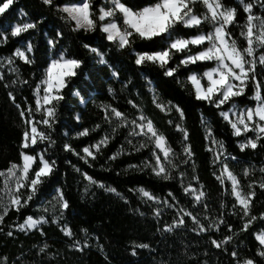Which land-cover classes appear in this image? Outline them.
<instances>
[{"label": "trees", "instance_id": "obj_1", "mask_svg": "<svg viewBox=\"0 0 264 264\" xmlns=\"http://www.w3.org/2000/svg\"><path fill=\"white\" fill-rule=\"evenodd\" d=\"M78 1L55 0V3L62 6ZM122 2L142 8L157 0ZM226 2L238 9V20L243 24L247 13L243 11L242 5L238 0ZM105 3L111 6V0H95L96 6ZM196 11L203 13L205 9L197 4ZM253 14L264 15V12L256 6ZM35 21H39L35 30L22 33L21 37L10 35L9 24L14 27L16 23ZM0 24L9 34L6 42H0V73L4 76L3 82H0V170L7 169L12 162L22 163L20 145L24 125L9 92L16 96L17 104L35 108V85L45 76L53 58L63 52L68 57L83 61L80 68L75 69V77L65 78L67 86L62 89L64 99L57 105L51 131L55 144L47 148V156L56 162L54 173L26 207L19 212L9 210L0 223V264H234L228 254L234 248L241 258L250 257L256 260V264H264V259L256 255L260 247L256 234L264 230V220L257 219L246 231H241L244 221L240 216L232 214L235 198L229 194L231 183L225 178L223 183L217 179L221 169L218 164H213L212 143L213 138L223 142L226 154L240 161L229 159L228 167L237 175L245 192L249 191V183L256 182L251 214L259 217L264 213V190L258 185L264 178V147L259 146L264 144V139L258 142L257 149L241 151L239 142L244 136H234L216 109L195 99L194 86L186 80L189 73L184 68H180L177 79H173L166 77L164 69L158 65L137 66L131 49L118 50L113 42L107 41L99 22L95 31H74L75 22L68 20L66 13L44 5L42 0H14L9 9L0 15ZM54 31L62 32L63 37L57 40L55 47H51L48 41L53 39ZM183 31L195 34L192 30ZM238 34L239 28H236L234 35ZM28 42L33 46L29 58L35 57L31 64L14 55L17 48L26 50ZM84 44L99 48L105 54L107 63H98L99 58L84 48ZM256 54L259 55V50ZM9 59L12 63H9ZM178 60L179 57L172 62L173 66ZM113 72L119 73V76H114ZM6 84L10 86L6 87ZM153 89L158 102L165 105L171 102L183 108V120L174 110L166 114L154 105ZM254 90V84L249 82L246 95L237 99L240 108L255 106ZM130 100L135 101L144 114L154 121L178 154L182 153V134L167 121L172 119L188 130L189 143L195 155L189 165L181 163L179 169H173L171 179L164 180L143 166L150 159V148L135 150L133 146H138L140 137L130 138L132 144L129 145L126 139L129 129L117 128V119L114 117L111 123L105 121L104 106L119 109L129 119L139 115L138 110L128 103ZM111 107L108 108L109 113ZM41 112H35L37 121L41 118ZM202 114L210 121L209 127L214 137L207 135L205 125L201 122ZM77 115L79 120L76 119ZM39 127L44 128L43 125ZM83 129H88V134L78 135ZM106 134L107 144L101 145L95 159L89 157L88 162L73 152L63 150L65 144H71L75 152L86 156L82 149L89 146L96 152L91 146ZM247 135L252 137L253 133ZM114 154L116 158L110 159ZM181 159L182 155L177 156L176 161L179 163ZM181 171L185 173L183 185L179 176ZM245 171L247 176L244 175ZM83 173L103 182L105 188L89 182ZM194 176L198 177V181L193 179ZM3 181L4 178L0 177V194H4ZM188 183L205 193L201 199L208 205L206 210L183 192L182 187ZM108 187L115 188L116 192L107 191ZM140 188L149 191L161 202L158 204L157 201L143 197ZM61 191L70 203V210L60 209L58 197ZM169 193L175 198L170 202L178 201V207L193 210L205 226L223 214L233 231L228 232L223 225L219 231L215 228L210 232L193 231L195 225L187 216L184 226L172 232L165 231L164 226L178 218L177 209H169L163 203L169 198ZM157 207L161 210L159 217L154 215ZM236 207L239 209L238 204ZM61 211L63 216L59 218ZM54 214L58 222H53ZM28 215L34 218L49 217V223L42 225L43 235L38 229L22 232L16 227L24 223ZM66 227L71 228L72 237L62 231ZM84 229H87V233ZM9 231L13 232L12 236L7 235ZM226 235L233 237L227 245V252L210 243V239L220 240ZM74 240L81 242L83 251L72 246ZM44 244L48 245L46 252L40 253L39 248ZM140 244H148L149 247L139 248ZM133 248H136V255H132Z\"/></svg>", "mask_w": 264, "mask_h": 264}, {"label": "snow or ice", "instance_id": "obj_2", "mask_svg": "<svg viewBox=\"0 0 264 264\" xmlns=\"http://www.w3.org/2000/svg\"><path fill=\"white\" fill-rule=\"evenodd\" d=\"M14 0H3L0 3V15H3L13 4ZM43 4L49 7L57 8L58 11L67 14V19L75 22L74 31L84 29L85 31H95L97 22L100 24V30L106 35L109 42H113L118 50L131 49L135 55V64L137 66L158 65L164 69V75L177 79L178 70L184 68L189 73L187 81L194 86V96L197 101L205 103L216 109L217 114L228 123L232 134L236 137L244 136L239 142L241 151L245 149L255 150L258 142L264 139V15H254L253 8L258 6L264 12V0H238L242 5L243 11L247 13L243 24L238 20V9L227 4L226 0H157L148 6L137 8V6L122 2V0H111V6L101 4L96 6L95 0H80L79 3L58 5L55 0H42ZM201 4L205 11L198 13L196 5ZM119 14V15H118ZM24 15H27L26 13ZM39 21L16 23L14 27L11 24L10 35L12 37H21L22 33L29 30H35ZM205 28H208L205 31ZM239 28V34L234 35V30ZM182 29L192 30L195 34L183 31ZM63 37L62 32L54 31L53 39L48 41L51 47H55L58 39ZM9 39L7 29L0 24V42H6ZM32 44L28 42L26 50L17 48L15 57L21 58L26 63H33L35 57L29 58L32 53ZM95 54L99 59L98 63L106 64L105 54L99 48L91 47L88 44L83 45ZM137 48L140 50L138 51ZM147 49V50H144ZM259 50V55L257 51ZM179 57L178 63H173ZM9 63L12 60L9 59ZM83 61L68 57L61 52L56 58L51 60L46 69L45 76L35 85V108L31 105L24 107L16 103V96L9 92V97L18 108L22 117L24 130L21 139V160L22 163L12 162L5 170H0V177L4 178V194H0V223L3 222L5 215L9 210L14 209L19 212L21 208L26 207L29 202L41 191L54 173L56 162L47 156V148L55 144L51 138V131L56 119V110L59 101L64 99L62 89L67 86L66 77L71 78L77 75L75 69L80 68ZM190 66H194L190 67ZM15 71V69H12ZM114 76L119 73L113 72ZM4 76L0 73V82H3ZM204 81V83H202ZM179 82V81H178ZM251 82L255 86L253 99L256 101L254 107L241 109L237 99L246 95L247 84ZM16 83V82H13ZM27 84V81H24ZM10 86L8 84L5 85ZM43 87V96L40 97L41 88ZM153 103L162 112L171 113L173 110L183 120L184 110L179 104L173 105L168 102L167 105L158 102V97L153 89ZM79 93H77L78 95ZM130 105L136 108L139 115L129 119L126 113L111 106L105 107V121L111 123L112 118L117 119L116 127H127L129 129V145L132 144L134 137H140L141 141L135 147L136 151L141 148H150V159L144 162V167L151 169L152 173L160 176L164 180L172 178V170L179 169V165H189L191 158L194 157L192 146L189 143L188 130L179 123H174L169 119L167 123L175 127L182 134L181 144L182 153L178 154L171 147L168 138L156 127L154 121L146 116L143 109L135 103L128 101ZM111 107L109 113L108 108ZM41 109H44L41 112ZM35 112H41V118L37 121ZM79 120V115L76 116ZM201 122L205 125L206 133L209 137H214V133L209 127L208 121L202 114ZM39 125H43L41 129ZM96 127H99L97 125ZM88 129H83L78 135H87ZM116 128L113 129V132ZM253 133L250 137L247 133ZM108 135L106 134L97 144L91 146L96 149L93 152L89 146L82 149L86 156L75 152L71 144H65L63 150L73 152L85 162L88 158L95 159L99 153L101 145H106ZM212 143L219 145V150H214L213 164L219 165L221 175L217 177L223 183L224 173L227 179L231 181L230 195L235 198L233 203V215H238L244 221L241 231H246L249 226L257 219L264 220V213L259 217L252 215V204L256 196L254 184L249 183L248 192L243 190V186L236 174L228 167V160L240 162L236 157L226 154L223 142L214 138ZM264 147V144H260ZM39 149V151H38ZM183 156V159L176 161L177 156ZM115 154L110 159H115ZM80 171V169H76ZM264 172V170H262ZM87 180L99 187L105 188L103 182L96 181L92 176L83 173ZM183 171L179 172L181 184L183 185ZM215 175V173H214ZM247 176V171L244 173ZM193 179L198 181V177ZM259 188L264 190V178L258 182ZM107 191L116 192L115 188L108 187ZM187 195L194 198V203L199 204L203 209L208 205L202 202L205 197L203 191L193 187L191 183L182 187ZM139 191L143 197L149 200L161 201L158 197L140 188ZM169 193V198L164 200V205L169 208H176L178 218L173 220L172 224L164 226V230L172 232L185 225V216L190 218L195 227L193 231L210 232L213 228L220 230L223 225L228 232H232V225L224 220L223 214L218 215L216 220H210L207 226L201 222L198 214L193 210H187L178 207V201ZM61 210H70L68 199L64 198L61 191L58 197ZM239 205L237 209L236 205ZM55 208V206H53ZM47 212V209H45ZM143 215V213H140ZM161 210L157 207L154 215L159 217ZM63 211L60 212L59 218H62ZM208 219L207 216L204 217ZM53 222H58L55 214L52 217ZM49 223L48 216L34 218L28 215L24 223L16 227L25 232L32 229H38L43 235V224ZM62 231L68 237L73 236L71 228H62ZM87 233V229L83 230ZM8 236L13 232L9 231ZM232 235L223 236L222 239H210V243L217 249L227 252L232 241ZM260 247L256 255L264 259V230L256 234ZM80 241L74 240L72 246L79 248ZM48 245L44 244L39 248L40 253H45ZM139 248H148V244H140ZM234 260V264H256V260L250 257L241 258L237 249L228 253ZM132 255H136V248H133ZM7 260L6 257L3 258Z\"/></svg>", "mask_w": 264, "mask_h": 264}, {"label": "rangeland", "instance_id": "obj_3", "mask_svg": "<svg viewBox=\"0 0 264 264\" xmlns=\"http://www.w3.org/2000/svg\"><path fill=\"white\" fill-rule=\"evenodd\" d=\"M80 1H78V2H75V3H79ZM67 4H72V3H67ZM202 83H204V81H202ZM43 87L41 88V92H40V97H42L43 96ZM241 109H243V108H241ZM42 110H44V109H42ZM243 135V134H242ZM213 149L215 150V151H218L219 150V145L218 144H214L213 145ZM224 178L226 179V180H228L227 179V174L226 173H224ZM230 183H231V181L230 180H228Z\"/></svg>", "mask_w": 264, "mask_h": 264}]
</instances>
